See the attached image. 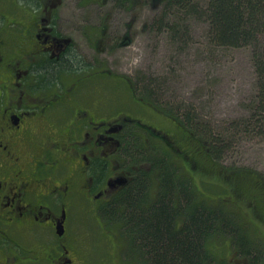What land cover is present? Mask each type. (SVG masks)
<instances>
[{
	"label": "flooded vegetation",
	"instance_id": "1",
	"mask_svg": "<svg viewBox=\"0 0 264 264\" xmlns=\"http://www.w3.org/2000/svg\"><path fill=\"white\" fill-rule=\"evenodd\" d=\"M141 7L156 24L166 12L164 0H0V264H91L74 236L77 202L99 213L147 174L151 209L157 157L201 191L206 163L180 108L170 114L166 96L146 97L112 65L135 42ZM184 150L189 169L171 159ZM244 182L260 212L262 180Z\"/></svg>",
	"mask_w": 264,
	"mask_h": 264
},
{
	"label": "trees",
	"instance_id": "2",
	"mask_svg": "<svg viewBox=\"0 0 264 264\" xmlns=\"http://www.w3.org/2000/svg\"><path fill=\"white\" fill-rule=\"evenodd\" d=\"M164 6L166 12L158 23L168 24L166 28L178 37L186 38V30L184 33L179 30L182 28L181 22L197 17L199 21L203 18L208 23L210 43L219 47L252 48L257 73L255 113L252 117L235 119L227 127L209 131L197 115L179 107L182 116L179 120L200 138L206 147L205 157L209 155L212 159L206 174L231 176L235 184L247 186L245 180L252 182V179L259 178L254 171L241 168L237 169L240 173L236 174L233 173L235 167H232L222 172L214 170L212 164L223 163V154L234 147L239 133L252 132L257 128L264 132V0H207L205 8L200 7L197 0H164ZM168 16H174V21L168 22ZM140 82L148 98L159 96L158 93L164 88L157 84L158 81L142 79ZM167 102V110L175 115L172 110L178 107ZM241 126L248 127L243 131ZM127 148L126 145L125 153L129 156ZM155 160L158 162L151 177L154 181L152 190L161 194L156 205L151 209L144 207L149 177L143 174L117 201L106 205L101 211L96 209L99 212L97 220L103 229L106 226L118 229V236L112 234L110 241L119 239L120 249L129 257L124 264H225L222 262L224 259L217 258L214 250L220 244L230 246L232 253L246 260L247 264H264L260 234L258 241L249 227L250 231L245 228V222L239 218L237 210L229 208L230 202L224 198H213L215 204H207L208 201L199 191L182 181V174H178L175 166H167L170 161L163 165L161 157ZM259 219L264 222L261 216ZM211 243L216 244L212 249ZM114 247L117 245L111 246L112 254L108 253L111 257H115ZM134 250L137 252L134 253Z\"/></svg>",
	"mask_w": 264,
	"mask_h": 264
},
{
	"label": "rangeland",
	"instance_id": "3",
	"mask_svg": "<svg viewBox=\"0 0 264 264\" xmlns=\"http://www.w3.org/2000/svg\"><path fill=\"white\" fill-rule=\"evenodd\" d=\"M197 2L200 7H206L207 0H197ZM158 13L148 7L137 10L134 37L136 40L119 58H116L113 67L129 77L158 81L157 84L164 86L159 92L161 95L166 96L172 105L193 112L209 131L227 127L235 119L252 117L255 113L254 99L257 91V73L253 64L252 48L219 47L210 43L209 25L203 18L199 21L197 17L181 22L182 28L179 30L183 33L186 30L184 38L186 37L187 42H184L183 37L171 33L165 24H156L154 17ZM168 17L166 20L170 23L175 19L174 16ZM147 21H150V29L146 33L142 30V24ZM241 127L244 131L248 126ZM198 140L200 151L205 156L206 147L199 138ZM203 156L198 154L199 161L206 163L203 171L194 172L195 178L200 182L201 196L211 205L215 204L217 198H224L230 202L229 208L237 210L233 209L245 222V228L251 230L250 232L257 238L260 234L263 243L261 246L264 247V222L259 219L261 216L264 221V202L259 204L258 210L263 212L260 215V212L257 209L253 210L249 201H246L251 197L238 190L231 176L206 174L212 159L209 155ZM171 159L179 165L183 164L182 166L187 169L191 165L194 166V160L192 157L191 161L189 160L186 150L183 152V157L174 156ZM222 162L219 165L214 162L212 164L214 170L224 172L235 167L236 171L233 173L238 174L240 172L237 169L247 168L257 173L264 184V132H260L257 128L252 132L239 133L237 143H234L230 151L223 154ZM183 173L185 178L189 177L188 172L183 171ZM240 194L242 197L239 196ZM259 197L264 200V193ZM90 203L77 202L79 206L74 208L72 226L76 231L75 239H80L90 252L96 254L91 258V264L127 263L126 259L129 257L120 249L119 239L117 238L116 242L110 241L112 234L118 236L116 231L118 229L113 226H106V229H103L97 220V212L93 210L95 206ZM81 206L85 207L86 213L76 214V210H82ZM105 232L107 233L103 235ZM260 240L258 238V241ZM216 244L211 243L209 247L212 249ZM114 245H117L116 248L114 247L115 257H111L109 254L113 253L111 246ZM214 250L219 260L224 259L223 263L242 264V258L232 254L230 246L220 244ZM135 252L137 251L134 250Z\"/></svg>",
	"mask_w": 264,
	"mask_h": 264
}]
</instances>
